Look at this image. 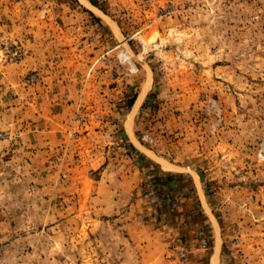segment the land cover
<instances>
[{
  "label": "rangeland",
  "instance_id": "374dc122",
  "mask_svg": "<svg viewBox=\"0 0 264 264\" xmlns=\"http://www.w3.org/2000/svg\"><path fill=\"white\" fill-rule=\"evenodd\" d=\"M124 152L162 201L165 166L199 175L207 219L178 263L264 264V0H0V264H128L117 216L88 208Z\"/></svg>",
  "mask_w": 264,
  "mask_h": 264
},
{
  "label": "crops",
  "instance_id": "0c3cea01",
  "mask_svg": "<svg viewBox=\"0 0 264 264\" xmlns=\"http://www.w3.org/2000/svg\"><path fill=\"white\" fill-rule=\"evenodd\" d=\"M50 104L51 150H53L55 142L60 141L62 131L59 128L66 120L64 115L66 105L52 99ZM78 152H101L103 164L107 162L109 153L106 148H102V151H93L88 150L87 147H79ZM122 163L127 166V170L120 180H113L114 185H108L100 180L96 182L98 191L93 198H90L88 205L89 210L95 215L93 221L96 225H101L105 221L109 222L107 218L117 216L111 220L121 222L119 227L121 234L118 238L128 264H181L174 257L175 249L172 248L175 242L184 239L192 244L195 228L202 218L207 219L205 197L199 175L190 168L186 170L176 165L165 166L168 167L165 170L173 175L167 178L171 183L169 197L162 201L155 193H144L139 190L138 185L141 186L144 178L136 175V165L131 154L124 152ZM108 164L109 170L113 171L112 162ZM113 186L118 187L114 192ZM171 194L176 195V199L180 198L176 202V207L172 205L175 200L173 201L174 196ZM178 194L180 197L177 196ZM124 204L128 205L125 209ZM200 211L202 218L200 216L196 218ZM216 242L217 240H214V246ZM206 252L191 251L184 264H212L215 256L216 264H220L221 251L215 250L210 253L211 255Z\"/></svg>",
  "mask_w": 264,
  "mask_h": 264
},
{
  "label": "built area",
  "instance_id": "2783aa9c",
  "mask_svg": "<svg viewBox=\"0 0 264 264\" xmlns=\"http://www.w3.org/2000/svg\"><path fill=\"white\" fill-rule=\"evenodd\" d=\"M194 238L196 240V246L194 247L195 250H204L208 248V237L204 230H198L194 234ZM179 247V258L181 260H184L186 258V253L188 251V248L185 246V244H181Z\"/></svg>",
  "mask_w": 264,
  "mask_h": 264
},
{
  "label": "trees",
  "instance_id": "16d2710c",
  "mask_svg": "<svg viewBox=\"0 0 264 264\" xmlns=\"http://www.w3.org/2000/svg\"><path fill=\"white\" fill-rule=\"evenodd\" d=\"M91 3H92V1H91ZM132 104H133V99L128 101V107L130 108V107L132 106ZM134 151H135V153H136L137 155L140 154L139 152H137V150L134 149Z\"/></svg>",
  "mask_w": 264,
  "mask_h": 264
},
{
  "label": "bare ground",
  "instance_id": "6f19581e",
  "mask_svg": "<svg viewBox=\"0 0 264 264\" xmlns=\"http://www.w3.org/2000/svg\"><path fill=\"white\" fill-rule=\"evenodd\" d=\"M166 168H168V167H166Z\"/></svg>",
  "mask_w": 264,
  "mask_h": 264
}]
</instances>
